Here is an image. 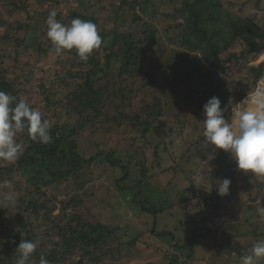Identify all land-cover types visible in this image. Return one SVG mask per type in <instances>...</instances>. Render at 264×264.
Segmentation results:
<instances>
[{"label":"rangeland","instance_id":"rangeland-1","mask_svg":"<svg viewBox=\"0 0 264 264\" xmlns=\"http://www.w3.org/2000/svg\"><path fill=\"white\" fill-rule=\"evenodd\" d=\"M223 1L233 13H240L246 18L255 16L259 24L264 26V0ZM121 2L109 0L106 4H110L111 8L105 6L94 9L85 0H47L44 3L34 0H0V62L5 65L7 76L16 80L20 96L37 109H43L42 119L57 123L58 116L70 130L76 129L73 138L79 142L85 156L90 158L99 152H107L119 159L128 155L139 161L146 158V167L154 178L145 182L142 198L137 203L132 193L120 191L116 186V179L122 176L121 169L110 166L102 158L91 165H84L73 179L47 188L41 187L40 192H37L40 186L34 185L39 182L37 168L30 167L26 174L15 171L14 174L6 173L0 178V184L5 180L11 182L10 188L0 187V207L5 210L10 205L4 202L6 193H10L16 201L31 192L35 194L33 198L52 211L54 219H59L67 207L71 209L76 206L81 213L84 209L89 219L91 216L96 217L114 229L117 239L110 244L111 248L116 249L113 255L97 262H89L87 259L81 262L77 256L75 264H239L241 254L247 252L256 240L264 238V219L257 211L264 206V186L262 196L258 198L256 187H242L247 175L236 167L228 153L216 149L207 141L201 143L199 148L194 144L196 138L203 137L202 122L205 116L197 99L188 93L184 85L176 89L169 85L167 97L162 93L165 117L159 125L157 136L151 133L147 139L142 137V128L138 124L124 120L125 115L127 118L129 115L140 116L143 113L140 109L146 105L139 102L143 92H136V96L140 97L137 102L133 101L126 106L120 104L121 91L116 87L118 59L114 57L109 62L103 52L91 54L88 59L92 69L99 71L98 85L106 101L104 106H97L102 111L101 119L91 113L92 110L83 111L81 115L76 109L77 113L75 110L67 113L65 110L53 111V108L50 111L49 105L47 107V98L59 103L65 100L70 89H74V78H67L71 83L70 88L60 79L68 76V69L77 75L82 71L81 64L72 57L77 56L75 49L64 50L59 56L52 51L51 42L46 40L49 12L55 10L58 21L65 25L70 24L74 13L99 16L102 18V30L108 34L106 45L113 47L114 54L119 56L131 51L126 49L125 37L122 35L128 33L130 39H140L141 21L144 22L141 16H134L129 6H120ZM256 2L260 3L259 7ZM156 5L158 12L172 10L170 4L162 6L161 0H156ZM136 8L140 12V7ZM154 9V6L149 5V10ZM115 26L123 34H115ZM158 26L165 29L163 21ZM11 28L13 34L26 40L27 45L31 44L32 47L16 48L14 45L8 50L1 37L8 34ZM37 38L40 44L35 46L33 41ZM15 48L20 50V62L11 59L16 54ZM44 54L46 57L42 56ZM62 61L68 63L65 68H62ZM263 62L264 55L248 67H257ZM159 77L161 80L162 75ZM248 77L246 72L228 76L232 80L231 100H237L232 108L247 97L248 92L242 84L251 82ZM242 94L246 96L242 98ZM113 115L117 120H113ZM77 119L80 120L78 123ZM158 142L164 144L159 151H155ZM139 154L144 158L139 157ZM135 158L130 161H135ZM231 163L235 164V169L230 168ZM11 164L14 163L0 161V169ZM131 170L134 171V165ZM132 178H136L135 173ZM225 178L232 183L229 194L221 197L216 190L219 182ZM250 178L253 181L256 176L251 175ZM260 179L264 184V177ZM81 202L85 203L86 208L80 206ZM150 205L159 211L156 217L152 212L143 211V206L151 208ZM23 213L24 210L18 208L11 217L24 219ZM12 236H1V239L4 242V238L10 240ZM226 238L229 248L226 247ZM35 240L39 241V247L42 248L41 241L38 238ZM3 242H0V260L11 264L16 247L12 243L5 246ZM119 245H122L121 248H118ZM230 249H235V252H230ZM260 264H264V260Z\"/></svg>","mask_w":264,"mask_h":264},{"label":"trees","instance_id":"trees-1","mask_svg":"<svg viewBox=\"0 0 264 264\" xmlns=\"http://www.w3.org/2000/svg\"><path fill=\"white\" fill-rule=\"evenodd\" d=\"M34 1L44 3L47 0ZM85 1H88L94 9L105 6L111 8L110 4H106L109 0ZM141 1L122 0L120 4V6H129L134 12V16H141L144 20V22L141 21L140 39L133 37L130 39L128 33L123 34L118 27H114L115 34H123L122 36L125 37L126 49H131L124 55H115L113 47L106 45L108 34L102 30V18L82 12L74 13L73 16L81 20H90L96 24L98 33L102 37V44L92 54L103 52L109 62H112L111 59L114 57L118 59L119 70L116 87L121 91L120 104L130 105L133 101L137 102V98L140 97L136 96V92H143L142 100H139L141 104L146 105L140 109L143 113H140V116L129 115L128 119L125 115L124 120L138 124L142 128V137L145 139L151 133L157 136L159 125L165 117L162 98L168 96L166 93L169 85L175 86V89L184 85L188 93L197 99L203 114V106L209 99L213 96L218 97L222 110H226L225 119L230 120L232 104L237 100L234 99V102L231 100L232 80H229L228 76L232 77L238 73L246 72L249 76L248 81L251 82L242 85L248 93L250 89L254 88L256 80L264 74V62L257 67H248V65L263 56L261 54L264 53V26L259 24L255 16L246 18L240 13H233L224 5L223 0H161L162 6L167 4L172 6L171 12H158L156 0H146L144 3ZM259 4L256 2V6L259 7ZM149 5L154 6L155 9L149 10ZM132 6L135 7L132 8ZM137 6L140 7V12L136 10ZM160 21L164 22L165 29L158 26ZM12 30L13 28L9 30L8 34L1 37L8 50L14 45L16 48L19 46L26 49L29 46L32 47L31 44L27 45L26 40L13 34ZM46 40L49 39L46 37ZM38 42L37 38L33 44L39 45ZM16 48V54L11 59L14 62H20L21 53ZM42 56L46 57L45 54ZM72 57L81 64V74L77 75L76 72L68 69L69 71L66 73L68 76L60 79L70 88L71 83L67 78H74L76 80L74 89H70L65 100L59 103L47 98V107L49 105V110L53 108V111L65 110L67 113H72V110L76 109L81 115L83 111L92 110L91 113L97 114V118L101 119L102 111L97 106H104L106 101L103 99L98 85L100 83L97 79L99 71L92 69L88 60L85 62L81 61L78 56ZM61 64L62 68H65L68 63L62 61ZM72 65L73 63L70 66ZM4 66L0 62V90L16 97L18 102L23 98L17 89V82L7 76ZM87 66L90 69H86ZM60 75L61 73H59ZM160 75H162L161 80ZM136 85L137 89H135ZM40 87L46 90L43 86ZM162 93L165 95L164 97L161 96ZM245 96L246 94L241 95L242 98ZM31 107L37 109L34 105ZM129 107L132 108V106ZM41 110L39 111L41 112ZM120 115L122 114L120 113ZM56 118L57 123L51 122V141L47 144L31 140L26 130L18 134L17 142L23 145V154L14 164L3 170L0 169V178L6 173L14 174L15 171L26 174L30 167H35L39 174L37 180L41 183L38 182L34 185L40 186L37 191L40 192L41 187L47 188L61 181L73 179L77 171L84 165H91L102 158L110 166L121 169L122 176L116 179V186L120 191L132 193L134 202L138 203V200L142 198L143 185L154 178L149 173V168L146 167V158L142 159L144 157L139 154V157H142L141 161L129 155L124 159H119L107 152H99L88 158L80 149L79 142L73 138L76 129L70 130L66 123L61 122V118L58 116ZM112 118L117 120L114 115ZM76 121L78 123L80 120ZM205 141L207 140L204 137L196 138L194 144L196 143L199 148ZM186 143L188 144L189 140ZM158 144L155 151H159L164 142H158ZM134 158L135 161L131 162L130 160ZM133 165L134 171L132 172L131 166ZM230 168L235 169V164L231 163ZM133 173L136 178H132ZM250 177L251 175L246 176L242 187L246 189L252 186L256 187L255 190L259 198L262 196L264 186L260 179L261 176H256L253 181ZM33 197L35 194L29 192L25 197H19L15 204H10L7 209L4 210L0 207V242H3L1 236L14 235L10 240L7 237L4 238L5 246L7 243H12L17 248L22 237L29 240L38 238L43 249L38 247L34 253L35 264H39L42 255L50 264H75L77 256L80 257L81 262L86 259L89 262H97L114 254L116 249L110 247L111 242L117 239L113 228L105 225L96 217L91 216L89 219V214L84 209L81 213L76 206L71 209L67 207L59 219H54L52 211ZM250 199L253 198L250 197ZM79 204L86 208L85 203ZM150 207L143 206L142 209L144 212H152L156 217L159 211L154 206L150 205ZM18 208L24 210V219L11 217ZM121 246L119 245L118 248ZM0 264L7 263L0 260Z\"/></svg>","mask_w":264,"mask_h":264},{"label":"clouds","instance_id":"clouds-1","mask_svg":"<svg viewBox=\"0 0 264 264\" xmlns=\"http://www.w3.org/2000/svg\"><path fill=\"white\" fill-rule=\"evenodd\" d=\"M46 25V37L57 56L64 50L75 49L79 59L86 62L102 44L97 26L90 20L73 18L69 25H65L58 21L57 12L52 10ZM225 111L215 96L203 106V137L208 144L228 153L244 174L264 177V74L256 80L243 102L232 108L230 120L225 119ZM51 127L50 121L42 119L41 112L26 100L17 102L16 97L0 90V161L15 163L23 154V145L17 142L18 134L26 130L31 140L47 144L51 141ZM231 183L227 178L219 182L216 191L221 197L229 194ZM0 187L10 188L11 182L5 180ZM4 202L15 204L10 193L5 194ZM257 211L264 219V206ZM38 247V240L22 237L13 264H35L32 257ZM261 260H264V238L256 240L247 252L241 254L239 264H260ZM39 264L50 262L42 255Z\"/></svg>","mask_w":264,"mask_h":264},{"label":"water","instance_id":"water-1","mask_svg":"<svg viewBox=\"0 0 264 264\" xmlns=\"http://www.w3.org/2000/svg\"><path fill=\"white\" fill-rule=\"evenodd\" d=\"M225 242H226V247H228V248H229V243H228V240H227V238H226ZM230 251H231V249H230Z\"/></svg>","mask_w":264,"mask_h":264},{"label":"crops","instance_id":"crops-1","mask_svg":"<svg viewBox=\"0 0 264 264\" xmlns=\"http://www.w3.org/2000/svg\"><path fill=\"white\" fill-rule=\"evenodd\" d=\"M231 251L234 253V252H235V249H233V250H231ZM231 251H230V252H231Z\"/></svg>","mask_w":264,"mask_h":264}]
</instances>
